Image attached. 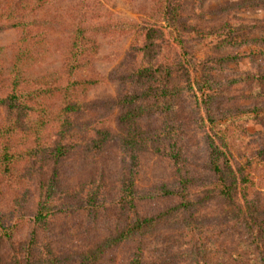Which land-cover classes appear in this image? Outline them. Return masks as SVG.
Instances as JSON below:
<instances>
[{
  "label": "rangeland",
  "instance_id": "rangeland-1",
  "mask_svg": "<svg viewBox=\"0 0 264 264\" xmlns=\"http://www.w3.org/2000/svg\"><path fill=\"white\" fill-rule=\"evenodd\" d=\"M12 1L0 0V81H4L2 76L6 77L15 65L27 70L31 78L55 80L52 86L67 82L68 89L36 95L35 105L28 104L16 111L25 121L24 114L29 108L27 115L34 122L15 132L9 141L17 161L7 173L0 172V216L21 213L28 218L38 199V187L53 170L51 162L46 164L38 159L23 165L25 147L47 146L58 140H62L61 144L86 142L93 137L90 130L100 129L121 139L108 144L101 152L88 153V150L87 154L83 148L73 150L61 160L54 199L58 207L65 206L70 200L64 201L61 194L77 193L82 188L86 193L98 182L105 183L97 193L103 211L98 208L95 216L81 213L53 218L47 229L43 227L37 233L36 241L42 252L49 243L48 248L55 254L88 253L98 243L106 241L113 226L106 218L118 217L113 206L108 207V212H104V208L118 200L123 183L133 181L134 216L129 211L122 212L121 216L153 217L155 223L145 235L123 241L125 243L116 250L94 259L93 264H130L136 258L143 264H232L233 251L243 255L245 260L253 258L247 252L250 234L243 228L248 216L243 221L234 218L235 210L230 211L228 201L200 199L199 195L206 190L200 186H206L211 180L205 169L207 153L199 132L203 128L223 132L229 153L248 175L245 184L248 199L256 194L258 209L263 210L264 0H174L179 5L181 19L177 33L169 36V25L162 24L159 18V0H60L58 4H44L30 15L54 16L58 25L55 21L51 23L52 28L40 24L34 28L37 32L5 27L10 20L7 8ZM19 12L23 11L19 9ZM76 20L81 21L86 31L64 32L63 22L74 24ZM151 29L157 43L151 48L152 64L163 62V65L173 66V60L180 63L184 59V63L200 72L199 83L207 80L206 89H211L208 94L214 98L206 115L204 108L194 102L197 97L201 100V95L195 93L194 96V89L180 86L184 78H173L168 88L178 89L173 99L156 103L152 96L141 98L143 104L152 108L147 119L141 116L136 124L150 132L166 124L171 140L176 142L175 153L176 149L180 150L177 165L157 151L159 146L166 147L168 143L144 138L141 140L144 151L135 153L132 148L128 150L121 145L133 135L128 133L132 122L118 121L125 112V107L118 103L140 88L139 83L134 84L122 76L139 66L141 57L135 50L142 46L141 33ZM27 37H30V58L18 62L15 56L27 48L21 42ZM166 41L172 44L165 46ZM73 42L86 51L90 64L66 77L65 58ZM69 68L70 65L66 70ZM60 76L61 81H56ZM37 84L41 89L48 88L44 83ZM3 91L10 90L1 83L0 96ZM96 101L101 103L94 104ZM105 103L108 107L103 105ZM89 104L92 105L86 108ZM168 104L171 107L167 111ZM73 113L76 128L62 122ZM4 114L0 110V121ZM5 116L9 117L7 112ZM176 166L180 169L178 172ZM188 176L195 178L189 183L188 198L161 197L162 185L171 186L179 177ZM169 190L182 192L178 187ZM12 214L9 217L14 220ZM31 230L29 222H22L15 227L10 240L0 242L1 264H13L10 258L23 251Z\"/></svg>",
  "mask_w": 264,
  "mask_h": 264
},
{
  "label": "trees",
  "instance_id": "trees-1",
  "mask_svg": "<svg viewBox=\"0 0 264 264\" xmlns=\"http://www.w3.org/2000/svg\"><path fill=\"white\" fill-rule=\"evenodd\" d=\"M56 1V2H55ZM60 0H13L10 3V6L7 8L10 20L5 27L7 28H17L21 32H37L34 28L40 26V24L45 25L47 28H52L51 23L56 20V17L46 16H34L36 10L44 6V4H58ZM21 9L23 12H19ZM179 5H177L174 0H159L158 13L159 18L162 24L169 25V35H175L179 28L178 21L181 19L179 16ZM58 18V17H57ZM56 22V21H55ZM57 26L58 23L56 22ZM4 27V26H3ZM1 29V27H0ZM64 32H85L86 28L81 25L80 20H76L74 24L63 22ZM142 32L141 33V47L136 48L135 53L141 57V61L138 67L134 68L130 73L124 77L125 80L136 84L139 83L140 88L136 92L126 95L123 99L119 101V105L125 107V112L122 115L121 119L118 118V121L123 120L127 123H131V129L128 133H131L133 136L128 140H125V143L121 145L135 152L144 151L143 143L141 140L144 138L147 139H156L164 143H168L166 147L159 146L157 151H160L164 156L166 155L168 159H172L176 163L180 161L179 151L174 149L175 141H172V134L165 127L164 129L159 128L156 132L142 130L141 126L136 123L141 120V116L147 119L150 114V109L152 105L143 104V96H152L158 103V100L167 101L173 99L178 93V89H168L171 87V82L175 80L182 79L184 84H181V87H185L189 90L194 89L195 93L200 94L199 98H194L195 105L199 108H204V113L207 115L209 104L213 101V96L208 93L211 91L209 88V83L207 80L198 82L197 78L199 77L200 72L190 64L184 63V59H181V62L178 63L176 60H173L174 65L162 64L161 62H154L152 64L150 54L152 52L151 48L157 46V43L154 42V33L155 32ZM75 39V38H74ZM162 41V38H159ZM35 41H40V38L35 39ZM30 37L24 38L21 40L23 44L27 46L25 49L18 51V55L15 56L16 60L19 62L21 59L30 58L31 47L28 42ZM171 41L164 42L165 46H170ZM252 52H256L252 50ZM86 51L79 47H76L75 42L70 45L68 50V57L65 58V76L68 77L70 74H74L76 71H80L83 67L90 62L85 56ZM185 56V54H184ZM185 58V57H183ZM177 59V58H176ZM143 60L146 61L143 63ZM183 63V64H182ZM70 65V68L66 70V67ZM72 72V73H70ZM29 72L27 70H20L15 65L9 69L7 76H2L4 81H0V84L3 83L5 88H8L10 91H3V96H0V110H3L4 117L0 121V136L5 139V142L0 138L1 149H0V172L1 174L7 173L14 163L17 161L13 151V145L9 142L11 137L17 131H21L24 126L27 128L33 124L34 120L31 116H28V108L25 111L24 116L26 120L21 119V114L16 113V111L22 107H28L29 105H35L36 100L34 96L44 95L48 93L57 92L59 90H67L68 84L65 85L52 86L55 80H47V77H35L31 78L28 76ZM201 75V74H200ZM46 80V82H42ZM56 81H61V76L56 78ZM45 84L48 88L41 89L40 85L37 83ZM33 85V86H32ZM35 85V86H34ZM54 85V84H53ZM129 96V97H127ZM21 98V100H20ZM139 98V100H138ZM138 100V102H137ZM101 103L100 101L94 102V104ZM92 104L86 106L90 107ZM105 107H108V103L103 104ZM67 106V105H66ZM163 107H165L163 102ZM171 104H168L166 110H170ZM74 108V107H73ZM69 110V108H68ZM67 110V111H68ZM75 110H77L75 108ZM9 115L7 118L5 115ZM77 112V111H76ZM74 111V113H76ZM74 113L65 116L62 119L63 124H66L67 127L76 128L74 123ZM107 119V118H106ZM212 121V119L207 118ZM200 120V118H199ZM97 121V120H96ZM100 119L97 121L99 122ZM203 121V119H202ZM97 122H94L96 124ZM69 132V130H67ZM66 131V132H67ZM93 133V137L89 138L86 142L80 141L75 144L68 142V144H61L62 140L51 142L47 146H40L29 148L25 147L23 154L24 164H31V160H40L44 163L51 162L53 170L47 180L40 186L38 199L34 202L33 211L29 212L28 218H25L23 214H8L6 216H0V242H6L11 239V235L15 231V227L20 223L29 222L32 230L30 233V239L21 253L14 254L10 258V261L13 264H93L94 259L109 253L110 250H116L118 245H121L128 241L130 238L140 236L141 234L145 235L149 232L153 223H155V218L153 217H140L138 214L135 216V219L131 217L121 216L122 212H130L134 216V205H133V189L134 182H128L127 184L123 183L120 186L119 198L113 204L107 205L104 208V212H108V207L113 206L117 211V217H105L110 219L113 222L111 234L106 238L107 240L101 243H98L97 247L92 248L88 253H77V251H66V254H55L54 251L50 250L47 245L45 246V251H41L36 241L37 233L41 232L42 228H48L51 225L52 219L62 216H74L86 213H94V216L98 214V208L103 211L102 204H99V199L97 193L99 190H102V187L106 186L105 183H100L94 188L88 189L82 188L79 192L73 194H61V198L65 199L64 201L70 200V203L65 206L58 207L56 205L57 200L54 199L59 186L58 174H59V165L61 160L67 158L71 155L73 150H82L84 148L85 153L89 150L90 152H101L105 149L108 144L112 142H119L116 137L110 135L108 131L103 130H90ZM155 132V133H154ZM89 135V132H86ZM144 133H146L144 135ZM200 137L205 145V150L207 153V161L205 169L209 174V179L211 180L208 184L204 186L202 184L201 189L206 188V190L201 193L199 196L202 201L218 198L230 203V211H234V218L243 221L246 216L245 224L243 228L250 234V243L249 250L253 258L245 260L243 255L233 251L230 256L232 264H264V209H258V202H256L257 195L252 194L248 199V188L245 184L247 183L248 175L245 173L244 169L236 163L234 157L229 153L225 136L223 132H216L214 129H205L199 132ZM66 133L64 137L66 139ZM25 135V139H27ZM37 141V140H36ZM29 141L27 142V144ZM149 148V147H148ZM147 148V149H148ZM9 150V152H8ZM6 151V152H5ZM87 153V154H88ZM29 157V158H28ZM28 158V159H27ZM27 159V160H26ZM48 160V161H47ZM31 162V163H30ZM230 163V166H229ZM56 167V168H55ZM175 171H179L177 168ZM196 177V176H195ZM200 178V177H199ZM98 180L100 178H97ZM194 177H179L175 183L166 184L161 186V197L170 198V197H187L190 189V182L194 181ZM92 183V182H91ZM90 183V184H91ZM178 187L182 190L181 194L176 190H169ZM211 195V196H210ZM62 201V199H60ZM18 203H16L17 205ZM185 208V206H183ZM119 209V210H118ZM231 211V212H232ZM13 215L14 220H12L9 215ZM248 248V247H247ZM93 258V259H92ZM1 262V261H0ZM111 263V262H110ZM1 264V263H0ZM130 264H143L140 258L131 260Z\"/></svg>",
  "mask_w": 264,
  "mask_h": 264
}]
</instances>
